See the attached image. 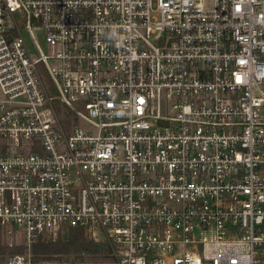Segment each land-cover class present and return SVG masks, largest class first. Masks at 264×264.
I'll use <instances>...</instances> for the list:
<instances>
[{
	"label": "built area",
	"instance_id": "2783aa9c",
	"mask_svg": "<svg viewBox=\"0 0 264 264\" xmlns=\"http://www.w3.org/2000/svg\"><path fill=\"white\" fill-rule=\"evenodd\" d=\"M74 228L111 264H264V0H0V232Z\"/></svg>",
	"mask_w": 264,
	"mask_h": 264
},
{
	"label": "rangeland",
	"instance_id": "374dc122",
	"mask_svg": "<svg viewBox=\"0 0 264 264\" xmlns=\"http://www.w3.org/2000/svg\"><path fill=\"white\" fill-rule=\"evenodd\" d=\"M23 34L31 52L35 54L36 57H39V51L36 48L34 40L31 38L30 33L26 30L25 32H23ZM35 35L41 48L47 52L45 32L41 29H37L35 30ZM44 75L47 79V75L45 74V72ZM74 235L76 236L77 240L78 238L80 239L82 237L90 243V253L80 252L57 255L36 254V251L40 249L38 245L46 244L49 241L58 242L68 240L69 238L71 239L72 237H74ZM12 242L14 243V246H11ZM99 243L103 244L104 247L101 245H95ZM108 245L109 244H107L106 242H98L92 240L89 235L84 232L71 233L69 231H62L56 236L52 235L40 239L38 242L34 243L31 249L29 250L21 239L18 238L15 241H11L5 235V233L0 232V264L8 263L10 258L15 255L27 257L29 253H31L33 262L35 264H111L115 262V259L112 255L111 248ZM72 249H75V247H72Z\"/></svg>",
	"mask_w": 264,
	"mask_h": 264
},
{
	"label": "trees",
	"instance_id": "16d2710c",
	"mask_svg": "<svg viewBox=\"0 0 264 264\" xmlns=\"http://www.w3.org/2000/svg\"><path fill=\"white\" fill-rule=\"evenodd\" d=\"M63 231H69L71 233L83 232L80 229H76V228L65 229ZM95 245L96 246L101 245L104 247V245L101 243L95 244ZM38 247L40 249H38L36 251V254H40V255H42V254H44V255H47V254L57 255V254L80 253V252L90 253V251H91L90 243L82 237L80 239L78 238V240H77L75 235H74V237H72L71 239L69 238L68 240L58 241V242L49 241L46 244L38 245ZM72 247H75V249H72Z\"/></svg>",
	"mask_w": 264,
	"mask_h": 264
}]
</instances>
